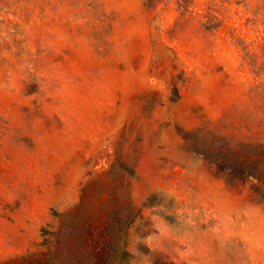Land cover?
<instances>
[{
    "label": "rangeland",
    "instance_id": "obj_1",
    "mask_svg": "<svg viewBox=\"0 0 264 264\" xmlns=\"http://www.w3.org/2000/svg\"><path fill=\"white\" fill-rule=\"evenodd\" d=\"M0 264H264V0H0Z\"/></svg>",
    "mask_w": 264,
    "mask_h": 264
}]
</instances>
